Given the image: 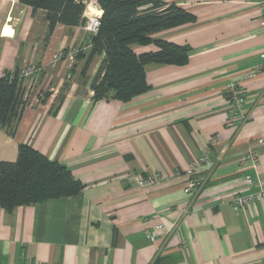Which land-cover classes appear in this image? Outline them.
<instances>
[{"label":"crops","instance_id":"0c3cea01","mask_svg":"<svg viewBox=\"0 0 264 264\" xmlns=\"http://www.w3.org/2000/svg\"><path fill=\"white\" fill-rule=\"evenodd\" d=\"M161 1L192 19L150 38L189 46L186 64H149L146 93L94 102L90 84L103 56L86 83V60L51 63L54 53L91 42L84 25H58L49 36L45 11L0 0V74L41 68L21 82L28 103L15 132L0 126V161L15 162L28 144L83 184L75 196L0 206V264H264V198L231 207L234 196L256 191L247 175L264 181V71L247 76L264 63V7L261 0ZM230 82L245 104L228 125ZM205 149L216 166L197 194H186L185 170ZM253 151L257 164H242Z\"/></svg>","mask_w":264,"mask_h":264},{"label":"trees","instance_id":"16d2710c","mask_svg":"<svg viewBox=\"0 0 264 264\" xmlns=\"http://www.w3.org/2000/svg\"><path fill=\"white\" fill-rule=\"evenodd\" d=\"M34 12L47 13L49 36L58 25L74 27L85 23V5L76 0H20ZM102 11L99 32L92 38L84 70L98 56L104 59L93 77L90 88L94 102L115 99L128 102L146 93L145 67L149 64H186L191 48L165 41H153L150 35L176 28L192 19L186 11L161 0H97ZM155 42L159 50L137 55L133 46ZM19 70L0 77V126L15 132L27 105ZM11 75L14 79H10ZM59 100L57 109L61 107ZM83 184L71 171L28 144L19 147L15 162L0 161V206L13 210L48 200L78 195Z\"/></svg>","mask_w":264,"mask_h":264},{"label":"built area","instance_id":"2783aa9c","mask_svg":"<svg viewBox=\"0 0 264 264\" xmlns=\"http://www.w3.org/2000/svg\"><path fill=\"white\" fill-rule=\"evenodd\" d=\"M78 2H83L87 6V10H89L90 7L96 8L97 12L92 13L88 15V22H86V29L92 34L96 35L99 32L100 24H101V17L102 14L100 13V8L98 6L97 0H88L89 5H87L86 0H76ZM261 4L264 7V0H261ZM262 25L264 27V20L262 21ZM92 48V43L90 42L88 45L84 47H77L73 48L70 51L60 52L56 54L53 58L52 63L56 64L57 62L61 61H69L73 62L75 61L76 57L81 52H85L87 50H90ZM41 70L40 67L37 65L29 64L23 67L21 70H19L18 73V81L21 83L23 80L30 78L34 75H36ZM264 71V63L255 68L253 71L249 72L247 74L248 77H254L255 75H258ZM7 73L0 74V77L4 78L6 77ZM10 79H14V76L11 75ZM226 96L228 99V102L230 103V114H229V120L228 125H230V122L236 117L237 111H241L242 107L245 104V98L242 93V89L240 88L239 84L236 82H230L226 86ZM25 99V96H24ZM26 100V99H25ZM217 138L215 137L213 139V142H215ZM263 141L261 140L260 143ZM246 160H251L255 165L258 162V152L253 151L250 152L243 160L242 164L245 163ZM216 162L212 161L209 157V149H205L202 151L200 157L193 162L190 163L188 168L185 170V174L187 177L185 189L184 192L186 194L195 195L197 194L200 189L202 188L204 182L207 180L208 176L212 172V170L215 168ZM160 180V176H146L144 178H141L139 180L140 185H151L156 183ZM245 182L250 187H255L256 191L253 193H249L247 195H236L233 197L231 201V207L238 211L244 207H247L249 204L254 202H259L264 198V181H261L257 178H254L250 175H247L245 177ZM184 214L188 215L189 211L188 209L182 210Z\"/></svg>","mask_w":264,"mask_h":264},{"label":"rangeland","instance_id":"374dc122","mask_svg":"<svg viewBox=\"0 0 264 264\" xmlns=\"http://www.w3.org/2000/svg\"><path fill=\"white\" fill-rule=\"evenodd\" d=\"M86 1H88V0H86ZM83 3V2H82ZM84 5H85V3H83ZM87 5H89V1L87 2ZM88 11H90V12H92V13H96L97 12V10H96V8H93V7H90L89 8V10H87V6L85 5V11H84V13H83V18H85V23L84 24H82V25H84V27H86V22H88ZM102 14V13H101ZM86 29V28H85ZM87 30V29H86ZM88 31V30H87ZM89 32V31H88ZM90 33V32H89ZM91 34V33H90ZM91 36H92V38L94 37V35H92L91 34ZM92 41V40H91ZM78 47H81V46H78ZM73 48H77V47H72V48H70L69 50H61V51H58V52H56V53H54L53 54V56H52V61H53V58H54V56L56 55V54H58V53H60V52H65V51H70L71 49H73ZM88 52H89V50H87V51H85V52H81V53H79V55L76 57V59L75 60H77V59H79V60H81L82 62H83V60H86L87 59V55H88ZM61 62H66V63H70L69 61H61ZM52 63V62H51ZM58 63V62H57ZM56 63V64H57ZM86 63V62H85ZM85 63H84V65H82L83 67H82V72H81V74H80V81L82 82V83H86V81H87V71H85L84 70V66H85ZM53 64V63H52ZM53 65H55V64H53ZM26 66V65H25ZM24 66V67H25ZM23 68V67H22ZM21 68V69H22ZM20 69V70H21ZM31 78V77H30ZM28 79V78H27ZM66 85V83L64 84V86ZM52 93H50L48 90H45V91H43V93H42V95H43V97L46 99V98H48L50 95H51ZM25 96V95H24ZM25 99L27 100V98L25 97ZM59 101V100H58ZM28 102V101H27Z\"/></svg>","mask_w":264,"mask_h":264}]
</instances>
